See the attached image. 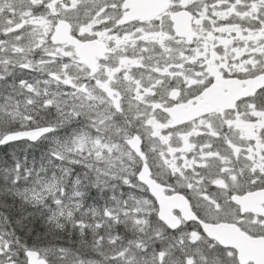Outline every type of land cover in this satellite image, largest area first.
I'll return each mask as SVG.
<instances>
[{
	"label": "snow or ice",
	"instance_id": "obj_1",
	"mask_svg": "<svg viewBox=\"0 0 264 264\" xmlns=\"http://www.w3.org/2000/svg\"><path fill=\"white\" fill-rule=\"evenodd\" d=\"M0 264H264V0H0Z\"/></svg>",
	"mask_w": 264,
	"mask_h": 264
}]
</instances>
